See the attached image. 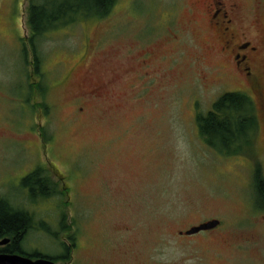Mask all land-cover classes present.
I'll return each instance as SVG.
<instances>
[{
	"label": "rangeland",
	"instance_id": "obj_1",
	"mask_svg": "<svg viewBox=\"0 0 264 264\" xmlns=\"http://www.w3.org/2000/svg\"><path fill=\"white\" fill-rule=\"evenodd\" d=\"M193 1L117 0L58 29L38 44L37 78L30 0H0V199L32 216L27 253L64 256L74 237L56 264H264V103L253 152L225 156L201 137L198 115L251 92L207 51ZM242 4L263 35L264 0ZM37 168L63 195L31 196L22 180ZM211 220L220 226L180 235Z\"/></svg>",
	"mask_w": 264,
	"mask_h": 264
},
{
	"label": "trees",
	"instance_id": "obj_2",
	"mask_svg": "<svg viewBox=\"0 0 264 264\" xmlns=\"http://www.w3.org/2000/svg\"><path fill=\"white\" fill-rule=\"evenodd\" d=\"M117 0H30L29 27L31 37L28 39L33 51V63L29 61L28 50L25 46L26 61L34 67L37 78L43 76V58L38 52V44L46 35L63 27L71 26L77 20L91 16H107ZM28 59V60H27ZM44 95V90L31 85ZM39 103H37L38 105ZM39 106V105H38ZM45 113L46 106H41ZM258 106L252 94L244 92L225 93L214 104L207 114L197 116V125L201 137L206 144L219 154L235 157L253 152L255 146V132L259 123ZM23 187L30 191L31 196L52 198L63 195L58 192L57 184L48 177L46 170L37 168L22 180ZM256 203L260 210H264V177L258 168L254 174ZM33 228L32 216L24 211L14 209L5 199H0V240L14 237L15 243L9 248L11 252L27 254L21 247L29 231ZM49 231V230H48ZM71 244H62L65 255L47 258L50 260H68L75 247V238ZM31 258L44 255L40 252L29 254Z\"/></svg>",
	"mask_w": 264,
	"mask_h": 264
},
{
	"label": "flooded vegetation",
	"instance_id": "obj_3",
	"mask_svg": "<svg viewBox=\"0 0 264 264\" xmlns=\"http://www.w3.org/2000/svg\"><path fill=\"white\" fill-rule=\"evenodd\" d=\"M189 13L193 17L191 23L196 26L197 33L207 40V51L211 53L215 51L219 54L223 64L234 72L230 75L244 78L258 109L262 108L264 103V84L261 79L264 76V32L262 35L256 18H247L244 15L242 0H194ZM201 60L202 58H198V61ZM150 66L148 60L144 61V67ZM145 77L150 78L151 74L145 73ZM233 79L236 81V78L233 77ZM97 91L98 89L95 90ZM80 111L84 109L81 108ZM63 188H66V185ZM5 240L8 242L0 245V255H20L34 261L48 259L46 256L31 258L29 253L11 252L9 248L14 245L15 238L6 237L1 239L0 243ZM24 243L21 245L23 249Z\"/></svg>",
	"mask_w": 264,
	"mask_h": 264
},
{
	"label": "water",
	"instance_id": "obj_4",
	"mask_svg": "<svg viewBox=\"0 0 264 264\" xmlns=\"http://www.w3.org/2000/svg\"><path fill=\"white\" fill-rule=\"evenodd\" d=\"M221 222L219 220H211L208 222H203L200 225L190 228L186 232H180V235L193 236L201 232H207L217 229L220 226ZM8 242L5 240L0 243L4 245ZM0 264H56L55 261L50 259H38L34 261L28 257H23L20 255H0Z\"/></svg>",
	"mask_w": 264,
	"mask_h": 264
}]
</instances>
